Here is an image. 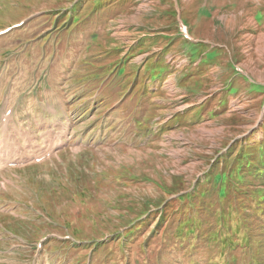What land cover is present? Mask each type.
Returning <instances> with one entry per match:
<instances>
[{
	"label": "rangeland",
	"instance_id": "1",
	"mask_svg": "<svg viewBox=\"0 0 264 264\" xmlns=\"http://www.w3.org/2000/svg\"><path fill=\"white\" fill-rule=\"evenodd\" d=\"M71 1L0 0V31L29 19L25 29L0 40V139L12 138V151L21 158L47 156L51 143L72 138L46 164L34 166L32 159L23 163L31 166H7L0 173V264H177L168 253L175 250L172 234L166 242L148 239L155 222H141L158 204L196 186L201 205V194L215 191L205 176L236 156L225 158L227 149L246 137L253 146L263 141L264 0H101L100 8L93 0H78L79 36L65 37L54 48L53 40H36L45 29L34 17ZM157 66L165 74L153 85L149 69ZM95 78L104 81L98 100ZM132 82L155 91L142 100L150 132L140 136L141 106L137 96L129 98ZM120 92L128 102L114 112L123 105ZM77 97L104 104L90 112L88 104L77 108ZM83 110L90 112L86 122ZM6 111L11 115L4 126ZM97 121L103 126L91 136L74 132L75 124ZM102 176L108 182L102 184ZM71 190H82L83 199ZM130 225L133 230L125 229ZM200 230L216 232L208 225ZM119 232L124 250L121 239L110 237ZM46 237L55 241L36 250L34 244ZM205 240L201 233L192 237L203 255L183 264H208ZM231 246L230 240L223 244ZM234 255L240 264L253 262L240 250Z\"/></svg>",
	"mask_w": 264,
	"mask_h": 264
},
{
	"label": "trees",
	"instance_id": "2",
	"mask_svg": "<svg viewBox=\"0 0 264 264\" xmlns=\"http://www.w3.org/2000/svg\"><path fill=\"white\" fill-rule=\"evenodd\" d=\"M93 1L97 8L102 7L101 0ZM66 8L58 7L47 11V14L40 18L42 25L54 26L63 30L77 27L78 13L62 12ZM191 53L193 56L199 54L200 51ZM158 73L157 78L162 79L161 75L165 73L164 69L158 70ZM148 92L146 87L141 88L143 95H148ZM152 96H155V93ZM149 107L152 111V106ZM148 124H150V120L146 113L140 126L144 128ZM247 141L248 137L234 142L225 155V158H228L236 154L234 159L230 163L225 161L215 174L209 171L205 176L203 182L209 185V188L214 187L215 191L202 193L201 197L205 199L200 201L201 205L197 206L195 201L198 197L197 189H199L196 186L178 200L168 202L161 211L162 219L158 223V233L161 231L164 232V235L168 233V229L171 228L170 224L173 222V227L169 232L173 234L172 239L175 241V250L178 253H186V257L196 254L203 255V251L197 250L196 245L192 243V237L196 239L201 233L206 237L208 251L204 258L208 264H236L238 260L235 257L226 263L224 258L216 257L210 249V237L218 232L221 247L227 240H230L233 244L229 252H233V255L237 250L242 252V256L253 252L251 264H264V191L259 189H264V187H260L264 184L261 183L264 180V153H262L264 139L257 146L247 144ZM245 153L247 155H244ZM256 154H260V156ZM220 158L217 159L214 167L221 162ZM100 179L102 184L108 182L105 176ZM202 189L205 190V187ZM71 192L76 200L83 199L82 190H71ZM175 193L177 192H170L169 195ZM206 198L210 199L206 200ZM248 198L251 201H248ZM80 202L83 203V201ZM161 205L158 204L156 208ZM159 213L157 211V214ZM205 225H208L210 229L215 228L216 232L214 231V234L211 235L201 232L200 229ZM190 236L192 237L189 238ZM185 238H189L187 244L183 241ZM256 238L258 242H256ZM163 239V242H166L167 238L163 237ZM161 245L165 244L161 243Z\"/></svg>",
	"mask_w": 264,
	"mask_h": 264
},
{
	"label": "bare ground",
	"instance_id": "3",
	"mask_svg": "<svg viewBox=\"0 0 264 264\" xmlns=\"http://www.w3.org/2000/svg\"><path fill=\"white\" fill-rule=\"evenodd\" d=\"M5 128V127H4ZM6 138V139H5ZM3 140H7L8 142V145H6L5 143H3ZM11 143H12V138H9V137H4L3 139H0V172L3 168V166H7L12 160H13V157L16 155V152L15 151H12L13 149L11 148ZM52 144V143H51ZM14 145V144H12ZM48 145V144H47ZM50 145V144H49ZM15 147V146H14ZM51 147V146H50ZM28 148V147H27ZM29 149V148H28ZM25 150V149H24ZM23 150V151H24ZM18 152V151H17ZM28 152V151H27ZM41 152V151H40ZM24 155H27V154H22V156ZM31 154L26 156V157H22L20 158V161L18 162H21L25 159H31ZM18 158V157H17ZM4 189L7 190V186L3 185Z\"/></svg>",
	"mask_w": 264,
	"mask_h": 264
}]
</instances>
